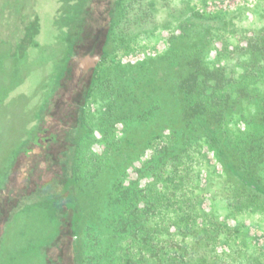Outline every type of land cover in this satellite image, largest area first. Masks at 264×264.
<instances>
[{"label":"rangeland","instance_id":"obj_1","mask_svg":"<svg viewBox=\"0 0 264 264\" xmlns=\"http://www.w3.org/2000/svg\"><path fill=\"white\" fill-rule=\"evenodd\" d=\"M39 3L34 39L0 46V264H264V191L234 196L246 183L216 138L190 146L184 169L159 159L178 151L171 135L194 104L181 83L195 62L198 103L229 94V107L242 105L227 124L253 120L255 100L235 83L212 87L220 68L224 79L250 73L264 0H120L108 33L95 11L79 36L62 0ZM87 56L101 61L81 74Z\"/></svg>","mask_w":264,"mask_h":264},{"label":"trees","instance_id":"obj_2","mask_svg":"<svg viewBox=\"0 0 264 264\" xmlns=\"http://www.w3.org/2000/svg\"><path fill=\"white\" fill-rule=\"evenodd\" d=\"M62 3L61 18L64 26L71 30V32L78 29L77 35L79 36L89 25L92 16L96 13L95 11H98L97 19L102 22L101 29L108 33L109 30L112 29V21L114 22L116 19L117 14H115V8L119 5L120 0H106L104 2V12L100 9L102 0H62ZM39 9V0H0V46L8 45L12 52H16L18 47L28 45L30 41L34 39L38 30ZM250 43L248 48L258 51V53L255 54L257 60L249 64L250 68L248 71H250V73L244 71L241 74L242 76L239 77V81L236 80V75L232 78L224 79L222 74H220L224 69L220 68L215 73L216 80L212 88L213 90L219 91L235 83L238 87L237 91L238 94H240V98H247L250 101L255 100V102L252 103L255 111L254 113L256 114L255 116H251L253 120L250 121V123L242 122V125H244L242 129L238 126V128H236V126L231 128L227 124L226 115L229 110H237L242 105V103L238 101V104H236L234 108L229 107L228 103L231 99L229 94H224L226 97L220 98V96L213 93V99L210 105L206 104L208 103L207 101L198 103L202 102V99H197L196 97L200 89L201 78L198 75L200 74L199 64L195 62L191 65L192 69H194L193 73L187 80L181 83L182 90H185L187 95L192 97L191 102L194 104H192L190 108H185L183 112L179 111L182 114L184 113L185 120L186 118L188 120L183 121L182 124H177L171 135L174 141V147H176L178 151L170 153V148H165L164 152L161 153L162 157L159 159H179V161L176 162L178 164L177 167L179 169L180 167L184 169L182 168L184 166L183 159H185L184 157L187 149L198 142L201 145H203V143L208 144L207 135L209 137L214 136L216 139L212 138L214 142L218 141L216 145L220 148V150H218L219 155L223 153V155L227 156V159L231 162L233 172L239 175L246 183L244 184L245 189L241 190V185L239 190L234 191V196L240 199H252V202L254 198H261V196L255 191H250L249 187L254 186L255 190L260 189L264 191V106L262 104L264 103V94H262L264 93V91L262 92V89L264 90V44L261 41L259 42V39L251 40ZM247 78H250L254 83L257 81L259 87L256 85H254L255 87H250L251 84L247 83ZM194 100L197 102H193ZM221 103L226 107H222ZM245 111L250 113L248 109H245ZM237 112L239 113L240 110H237ZM217 134H221L222 138L219 139L216 136ZM185 145L186 147L180 153V150ZM168 154L172 155V157H168ZM156 160L154 156V161ZM166 164L167 163H163V166L165 167ZM177 176H181L178 183L182 186L184 183V176L182 177L181 172H177ZM247 185L249 187H247ZM235 204L236 205L233 204L235 211L239 209L246 210L247 205L242 204L239 200H236ZM65 208L70 210L67 205ZM70 223V219H66L64 226L70 227ZM187 228L188 226H185L184 229ZM211 232L214 234L217 232L218 234V231ZM56 244L46 250L49 251L55 248L57 246ZM183 245L184 244L178 245V249L183 250ZM201 246V242L197 240L190 246L191 253L194 257L197 256L199 247ZM185 249H187L186 246ZM48 261L50 264L53 263L52 261H54V264L58 262L52 259Z\"/></svg>","mask_w":264,"mask_h":264},{"label":"water","instance_id":"obj_3","mask_svg":"<svg viewBox=\"0 0 264 264\" xmlns=\"http://www.w3.org/2000/svg\"><path fill=\"white\" fill-rule=\"evenodd\" d=\"M101 61L100 57H91L87 56L85 59H83L80 63V70L81 74H83L86 70L95 68L97 64H99Z\"/></svg>","mask_w":264,"mask_h":264},{"label":"flooded vegetation","instance_id":"obj_4","mask_svg":"<svg viewBox=\"0 0 264 264\" xmlns=\"http://www.w3.org/2000/svg\"><path fill=\"white\" fill-rule=\"evenodd\" d=\"M80 76H82V75H80ZM80 84V83H79ZM77 86H79V85H77Z\"/></svg>","mask_w":264,"mask_h":264}]
</instances>
